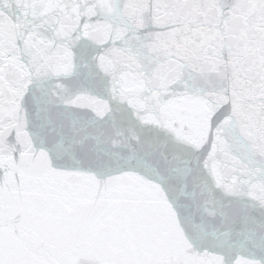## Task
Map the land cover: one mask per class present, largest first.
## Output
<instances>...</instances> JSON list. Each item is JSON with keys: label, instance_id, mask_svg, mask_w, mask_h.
I'll use <instances>...</instances> for the list:
<instances>
[{"label": "snow or ice", "instance_id": "1", "mask_svg": "<svg viewBox=\"0 0 264 264\" xmlns=\"http://www.w3.org/2000/svg\"><path fill=\"white\" fill-rule=\"evenodd\" d=\"M0 264H264V0H0Z\"/></svg>", "mask_w": 264, "mask_h": 264}]
</instances>
